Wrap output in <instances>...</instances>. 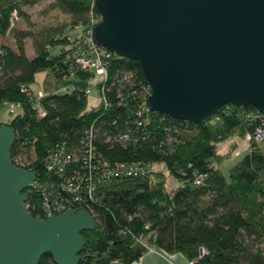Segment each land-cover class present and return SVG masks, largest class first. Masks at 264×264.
Returning a JSON list of instances; mask_svg holds the SVG:
<instances>
[{
	"label": "trees",
	"instance_id": "1",
	"mask_svg": "<svg viewBox=\"0 0 264 264\" xmlns=\"http://www.w3.org/2000/svg\"><path fill=\"white\" fill-rule=\"evenodd\" d=\"M21 2L0 0V38L6 41L0 42V107L19 105L0 125L15 134L12 163L31 171L36 183L58 187L76 174L93 183V196L83 191L82 207L96 227L82 232L78 264H132L147 247L181 254L193 264H264V138L252 140L226 171L216 146L235 133L264 130V114L251 105L227 104L203 123L151 110L143 121L138 108L148 83L138 61L110 54L102 58V76L76 62L94 50L88 34L99 18L94 0H52L70 21L37 33L15 27L24 15ZM41 72L44 84L35 89ZM88 87L103 100L88 106ZM60 150L71 155L61 177L46 169ZM132 162L150 164V173H107ZM152 165L161 168L154 171ZM23 192L30 213L39 215L41 193L33 187ZM38 264L54 262L46 254Z\"/></svg>",
	"mask_w": 264,
	"mask_h": 264
},
{
	"label": "water",
	"instance_id": "2",
	"mask_svg": "<svg viewBox=\"0 0 264 264\" xmlns=\"http://www.w3.org/2000/svg\"><path fill=\"white\" fill-rule=\"evenodd\" d=\"M91 40L139 62L148 108L208 121L227 104L264 114V0H94ZM14 131L0 125V264H78L96 220L86 209L44 218L25 207L35 175L12 163Z\"/></svg>",
	"mask_w": 264,
	"mask_h": 264
},
{
	"label": "built area",
	"instance_id": "3",
	"mask_svg": "<svg viewBox=\"0 0 264 264\" xmlns=\"http://www.w3.org/2000/svg\"><path fill=\"white\" fill-rule=\"evenodd\" d=\"M100 20V17L98 19H95L91 21L90 28L88 30V34L91 40V29L92 27L97 24ZM94 50L90 54V56H77L76 62L82 69H92L95 71L96 74L99 76H102L105 74V68L103 66V59L107 58L110 54H114L106 50L104 47L97 46L94 44V42L91 40ZM148 83V82H147ZM83 92L89 96L92 92L91 88H85ZM151 87L148 83V87L146 90V93L143 96L142 103L139 105L138 108V114L145 115L143 118V121H148V111L150 109L147 105V98L150 95ZM41 91H38V96H41ZM103 100L101 97L97 96V102H101ZM9 105V113H15V111L18 109L19 105L17 103H11ZM39 113L43 116L44 112L41 108H38ZM147 117V118H146ZM246 139L250 141H260L264 138V130L257 129L253 134L246 133ZM71 158V155L68 152H65L63 150H60L59 153L54 154L53 156H50L49 163L46 166V169L50 172H54L58 174L60 177L64 173V165L68 162V160ZM12 161V160H11ZM88 161V159L86 160ZM18 162V160H16ZM19 164H22V162H18ZM17 165V164H16ZM20 166V165H18ZM23 167V166H21ZM24 168V167H23ZM106 169V167H103ZM104 173V174H103ZM109 176H139V175H145L147 173H150V164H144L139 162H132L130 164H118L116 167H114L112 170H108ZM77 175V174H76ZM71 176L70 178L67 177L62 182H60V185L57 187L56 185H51L48 183L39 184L34 181L32 187L35 188L37 192H40L42 195V202L40 206V214L37 216H40L42 218L48 216V215H59L66 209H72V210H79L84 209L82 207L83 205V191L85 188H88L87 193L89 195L94 194V185L91 182L90 185L87 184V180L84 178H81L79 176ZM102 175L105 176L106 173L104 169L102 170ZM81 178V179H80ZM84 180V181H83ZM25 207L28 210L27 205L25 204ZM29 211V210H28ZM30 212V211H29ZM137 241L141 245L144 244V240L141 238H138ZM150 248L147 247V251H149ZM200 253L202 255L203 250H200ZM114 264H117L115 261ZM186 264H193V262H186Z\"/></svg>",
	"mask_w": 264,
	"mask_h": 264
},
{
	"label": "rangeland",
	"instance_id": "4",
	"mask_svg": "<svg viewBox=\"0 0 264 264\" xmlns=\"http://www.w3.org/2000/svg\"><path fill=\"white\" fill-rule=\"evenodd\" d=\"M52 0H22L21 10L24 15L19 17L15 23V27H19L24 30H31V32L37 33L42 29L48 27H61L64 23L70 21V16L66 13L61 12L55 7L51 6ZM5 40L0 38V42ZM31 39H26L27 54H31ZM9 45L13 46L12 43L8 42ZM45 73L41 72L36 75V82L32 85L33 88L37 89L41 87L43 83V77ZM88 106L95 105L97 103V91L92 88L91 94L88 96ZM11 117L9 114V105L0 107V120H7ZM261 141V140H260ZM259 142V141H258ZM251 141L246 139V135L242 136L235 133L219 142L216 143L217 152L223 155L224 162L221 163L222 170L226 169L239 160L249 149ZM264 143V142H263ZM159 165H152L151 170H159ZM167 174V173H166ZM167 185L174 187L175 184L171 178L166 177ZM153 249V248H150ZM169 255V254H168Z\"/></svg>",
	"mask_w": 264,
	"mask_h": 264
},
{
	"label": "crops",
	"instance_id": "5",
	"mask_svg": "<svg viewBox=\"0 0 264 264\" xmlns=\"http://www.w3.org/2000/svg\"><path fill=\"white\" fill-rule=\"evenodd\" d=\"M132 264H186L181 254H166L158 249H150Z\"/></svg>",
	"mask_w": 264,
	"mask_h": 264
}]
</instances>
